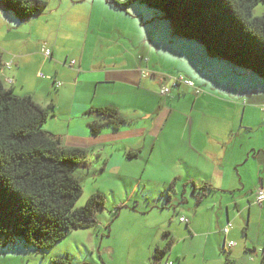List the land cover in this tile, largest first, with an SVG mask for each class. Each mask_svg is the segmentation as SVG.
<instances>
[{
    "label": "crops",
    "instance_id": "obj_1",
    "mask_svg": "<svg viewBox=\"0 0 264 264\" xmlns=\"http://www.w3.org/2000/svg\"><path fill=\"white\" fill-rule=\"evenodd\" d=\"M50 12L46 9L39 14L44 19L37 21L42 32L55 36L49 35L41 48L42 54L43 48H50L51 56L35 60L40 54L30 48L28 39L23 50L9 47L8 55L0 53V77L6 84L7 78L13 79L7 85L16 94L31 95L42 106L53 104L54 114L47 118L45 129L58 135L65 147L85 148L91 157H104L102 172L109 164L123 172L131 158L166 153L162 163L169 165L163 169L172 175L168 178L185 179L182 174L187 172L190 180L209 183L200 187L199 199L205 205L202 219L197 209L193 215L181 212L179 221L184 225L165 227L158 242L146 241L143 249L140 244L130 256L150 264L154 250H162L161 243L167 242L169 254L162 264H264V202L255 203V192L264 185V81L249 70L209 56L198 42L171 32L169 44L176 51L168 53L167 64L165 54L154 46L157 34L138 37L117 21L96 23L91 30L97 40L116 44L101 57L87 49L91 35L77 53H71L60 36L64 17H48ZM119 45L125 49H117ZM179 73L191 78L202 92L196 94L192 87L179 84L162 94V87L170 86L172 76ZM102 106L115 107L128 124L116 130L107 126L92 135L88 123L96 114L89 110ZM129 151L136 156L128 157ZM89 166L88 160L81 168ZM183 216L187 223L181 221ZM229 222L225 234L223 228ZM97 225L102 226V221ZM106 235L103 232L99 238L93 259L83 264H109L120 250L126 253ZM230 240L235 243L227 246ZM13 244L40 252L19 240L4 247Z\"/></svg>",
    "mask_w": 264,
    "mask_h": 264
},
{
    "label": "trees",
    "instance_id": "obj_2",
    "mask_svg": "<svg viewBox=\"0 0 264 264\" xmlns=\"http://www.w3.org/2000/svg\"><path fill=\"white\" fill-rule=\"evenodd\" d=\"M131 2L157 10L170 22L174 36L196 41L209 56L264 80V14L253 15L264 0H126L124 5ZM0 7L27 20L43 13L48 2L0 0ZM7 84L0 77V240L3 246L19 240L32 250L46 251L68 232L97 225L104 199L93 193L84 205H76L83 186L75 170L87 163L88 150L65 147L58 135L43 128L54 114L52 103L42 106ZM89 112L96 114L88 123L92 135L128 124L113 106ZM164 253L156 248L150 264H162ZM50 264L70 262L52 257Z\"/></svg>",
    "mask_w": 264,
    "mask_h": 264
},
{
    "label": "rangeland",
    "instance_id": "obj_3",
    "mask_svg": "<svg viewBox=\"0 0 264 264\" xmlns=\"http://www.w3.org/2000/svg\"><path fill=\"white\" fill-rule=\"evenodd\" d=\"M46 1L47 10L51 11L48 17H64L63 22L60 23V36L68 43L71 53H77L85 44L84 39H89L91 35L87 49L94 52L97 57H101L108 46L113 47L116 44L110 45L102 38L97 40L91 30L96 23H116V21L124 31L129 34L135 33L138 37L145 38L150 33L157 34L159 38L154 36L156 41L154 46L157 51L165 54L167 64L171 61L168 53L176 51L169 44L173 42L170 37V32L172 33L170 22L146 4L131 2L124 5L126 0ZM262 14H264V2L258 3L253 10L254 16ZM34 19L42 21L44 18L38 15L28 22L20 20L12 12L9 13L0 7V53L5 52V55H8L9 47L23 50L24 40L28 39L30 48L40 54L35 60L44 57L41 48L46 45V39L50 34L42 32L40 23L34 22ZM11 21H14V24ZM51 35V39H54L55 36ZM117 49H125V46L119 45ZM70 58L73 56L71 55ZM256 77L264 81L259 76ZM46 124L45 121L44 129ZM164 157L166 153H155L151 158H147L144 154L139 158L127 160L128 163L123 165V172L117 171L112 164L108 165L109 169L106 172H102L104 157L97 159L95 156L91 157L90 153L88 156L90 172L87 173L88 169L81 167L75 170L83 186V193L76 205L82 206L90 195L100 193L104 199V206L97 215L98 220L102 221V226L74 229L53 247L41 252L21 248L18 244L5 249L0 240V264H49L53 256L64 259L70 264H83L84 260L93 259L94 248L98 246L103 232L109 234L106 235V240L116 242L124 251L127 249L126 253L120 250L114 259L110 258L109 264H141L133 254L130 256L136 248L139 251L140 244L143 249L146 241L158 242L165 227L181 224L179 215L183 211L193 215L197 209L200 219L205 213L203 210L205 205L201 204L199 199L204 181L190 180L187 172L182 174L185 179L168 178L172 175L163 170L169 167L162 163ZM174 198L175 203H172ZM178 200L181 202L178 203ZM176 203L178 204L175 205ZM166 244L161 243V247L167 251L163 256L164 261L169 254Z\"/></svg>",
    "mask_w": 264,
    "mask_h": 264
},
{
    "label": "built area",
    "instance_id": "obj_4",
    "mask_svg": "<svg viewBox=\"0 0 264 264\" xmlns=\"http://www.w3.org/2000/svg\"><path fill=\"white\" fill-rule=\"evenodd\" d=\"M43 53H44V55L46 57H49V56H51V49L48 48V47H45V48H43ZM11 62H12V60H10L9 62H7L5 64L7 68L10 67ZM74 63H75V60H72L70 64L73 65ZM40 75L44 76L43 73H40ZM7 82L9 84H12L13 79L12 78H7ZM179 84H184V85L192 87L196 94H200L202 92V88L199 85H197L191 78H189L188 76H186L184 74L179 73L177 75L172 76V83H171L170 86L165 85V86L162 87L161 93L166 95L169 92H171V89L174 86H178ZM60 85H61V83L59 81H57L56 86H60ZM263 202H264V185L260 186L255 192V203L261 205ZM181 221L187 223L189 221V219L187 217L183 216V217H181ZM230 226H231L230 222L227 225L224 226L223 232L225 234L229 233ZM234 243H235L234 241L230 240L227 243V246H231ZM168 264H173V262L169 261Z\"/></svg>",
    "mask_w": 264,
    "mask_h": 264
}]
</instances>
